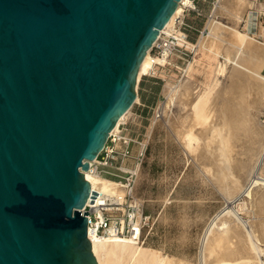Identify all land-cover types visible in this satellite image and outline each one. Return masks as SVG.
Wrapping results in <instances>:
<instances>
[{"label":"water","instance_id":"95a60500","mask_svg":"<svg viewBox=\"0 0 264 264\" xmlns=\"http://www.w3.org/2000/svg\"><path fill=\"white\" fill-rule=\"evenodd\" d=\"M180 1L0 0V264H99L85 171Z\"/></svg>","mask_w":264,"mask_h":264},{"label":"rangeland","instance_id":"374dc122","mask_svg":"<svg viewBox=\"0 0 264 264\" xmlns=\"http://www.w3.org/2000/svg\"><path fill=\"white\" fill-rule=\"evenodd\" d=\"M213 1L199 0L205 16H201L197 23H195L196 19L192 13H188L186 16V21L190 23L195 21L194 23L199 29V31L195 29L189 31L193 45L190 44L192 51L188 56L180 53L174 54L162 63L158 60L159 57H162L159 53L160 50L150 51L151 58H154L153 67L148 74L141 75L137 86L138 99H136L129 113L132 116L128 125L131 134L139 140H148L146 156L138 180L137 193L144 201L145 213L150 215L151 219L144 230L146 234L145 241L140 245L158 250L164 256L181 259L180 261L187 264H202V262H199L201 261L199 255L203 234L210 220L227 204V196L218 187L216 178L203 170L205 169L204 165H210L212 170L219 169L216 161L218 144L220 145L221 141L217 129H222L223 134L228 133L230 128L234 127L235 129L236 133L233 138L235 143L233 145L236 146L232 147V164H234L233 166H235L237 172L247 169L249 154L253 149L264 146V137L261 138L260 136V139L257 136L255 137L260 126L264 127V96L260 100L259 94L255 93V88L258 89L264 84V69L261 68H264V29L258 25L257 30L253 32L255 34H250L247 28L242 27L241 21L247 17V8L252 5L251 0H248V2L224 0V3L219 0L218 5L215 7L218 10L215 13H213L215 8H212ZM229 2L231 3L229 4ZM235 2H239V5ZM206 27L207 32L202 35L200 30ZM238 61H240V64H238L244 66V68L246 67V69L240 66V69L242 68L240 74L234 75L233 71ZM258 61L261 62L260 65L262 66L259 65ZM253 65H256L255 68ZM247 68L248 73L246 72ZM249 73L253 74V77L252 75L248 76ZM258 75H260V80ZM251 77L253 79L258 78V84L256 80H254L256 82L252 81ZM236 79H238L237 82H235ZM247 79H252V82ZM261 81L262 83H260ZM249 82L252 84H249ZM247 83L249 85L245 86ZM254 84L256 85L255 88ZM169 85L172 88L180 89L179 92L183 95L178 92L177 100L175 99L168 107L169 109L167 107L164 109L162 106L167 101L166 96L169 91L167 86ZM241 87H244L243 90H241ZM211 88L212 99L210 105H212L210 107L213 108V114L215 115L208 127L211 129H209V133L216 131L215 135L218 136L215 137L214 135L213 137L217 138V141L215 142L213 138L212 143H214L207 149L206 144L202 145L207 140H201L199 145L196 143L193 147V151L187 150L176 134V127L178 124H182L179 121L183 117H180L184 114L185 117L190 113L189 107L183 104V101H185L183 98L188 99L187 102H189L190 99L195 98L194 96L200 90H210ZM241 97L247 99L244 100ZM187 102L185 101V103ZM224 117L226 118L225 121ZM247 117L248 121L245 126L244 120ZM237 127L239 129H236ZM201 129L200 127L199 129L195 128L196 133L200 134ZM203 139H206V137H203ZM245 160L246 164L244 163ZM262 172H264V164ZM243 181L245 183L246 179ZM256 193L258 194L255 190L252 199L243 194L240 197L237 196L238 198L235 197L233 205L237 208L240 202L245 201L247 203L246 207L239 211V216L244 221H249L248 224H253L257 229L256 232H258L259 238L264 241V225L262 232L264 210L259 209ZM229 214L233 216L231 211L223 213L222 217H224L226 223L220 226L231 225L232 228L236 227V230L240 229L239 227L237 229V226L234 227L235 221L233 220L235 216L232 217ZM228 218L232 220L228 221ZM241 230V233L245 232L244 228ZM233 234L235 232L231 231L230 235ZM232 237L230 243L235 239L234 244L237 245L236 249H238L236 257L240 256L238 257L239 261L246 262L249 250H247L245 238L241 234ZM222 251L223 253H220L222 257L224 255V257H227V250L222 249ZM260 258L264 261V253L260 255Z\"/></svg>","mask_w":264,"mask_h":264},{"label":"bare ground","instance_id":"6f19581e","mask_svg":"<svg viewBox=\"0 0 264 264\" xmlns=\"http://www.w3.org/2000/svg\"><path fill=\"white\" fill-rule=\"evenodd\" d=\"M182 1L185 4L193 5V2H191L189 0H181V2ZM222 1L224 3V0H222ZM244 1L248 2V0H243V2ZM239 2H237V3L235 2V3L238 4ZM230 3L231 2H229V4ZM226 5H228V4L226 3ZM235 7H237V6H235ZM183 10H184L183 5L180 3L177 7V10L173 14L171 19L167 23V25L162 30L171 27L175 21L176 16L178 14L182 13ZM216 10H218V9L215 8L213 10V13H215ZM223 13H225V12H223ZM236 19H238V18H236ZM235 39H236V35H235ZM238 40H239V38H238ZM150 51H151V49L148 51V53L146 54V57L144 58V60L141 64L140 72L138 75V81H139L142 74H148L153 67V64H154L153 59L154 58L153 59L151 58ZM167 59H168L167 54H164L162 57H159L158 60L160 62L164 63L165 60H167ZM239 62L240 61H238L236 63L237 66L235 65V68L233 71L234 75L240 74V72H241L242 68L240 69V66H242V65H239L240 64ZM241 62H242V60H241ZM254 62L256 63V60ZM258 63H259V61H258ZM260 63H259V65H260ZM148 64H150V65L147 66ZM238 65H239V67H238ZM249 65H252V64H249ZM253 66L255 68L256 65H253ZM260 66H262V65H260ZM242 67L244 68V66H242ZM248 68L246 71L247 73H248ZM261 68L264 69L263 67H261ZM244 69H246V67ZM252 69H253V67H252ZM254 72H256V71H254ZM244 73H245V70H244ZM251 73H253V72H251ZM251 73H249L248 76L252 75V77H253V74H251ZM257 74H260V73H257ZM245 75H246V73H245ZM260 75H262V74H260ZM260 75H258V77ZM255 77H257V76H255ZM239 80H240V78H239ZM254 80L257 81L258 78L257 79L255 78L252 81H254ZM259 80H260V77H259ZM237 81H238V79H236L235 82H237ZM256 81H254V82H256ZM260 83H262V81ZM260 83H259V85H260ZM249 84H252V83L249 82ZM249 84L247 83L246 85L245 84H241V85L247 86ZM255 84H254V88L256 86ZM257 84H258V81H257ZM241 85H238V86H241ZM167 87H169V91L167 92V96L165 95L167 97V101L162 106V107H164V109L166 107H167V109H169L168 107L171 106V104L175 101V99L177 98V94L180 91V89L178 90L177 88L176 89L172 88L171 85H169ZM244 87H241V90H243L242 88H244ZM256 88H255V93L257 95L259 94V97H261L260 98V100H261L262 97L264 96V84L262 85V87L260 86L258 89H256ZM249 90H250V88H249ZM245 92H247V91L245 90ZM241 93H243V92H241ZM179 94H180V92H179ZM180 95H183V94L181 93ZM244 95H245V93H244ZM184 96L186 97L185 94H184ZM194 97L195 98L190 99L189 102H187L188 99L183 98L187 102V103H185V101H183V104L185 106L189 107L190 113H188L187 116H185V117H184L185 114L183 116H181L180 118L183 117L181 121H179V119H178V121L182 122V124L181 125L178 124V126L176 127L177 128L176 134L178 135L177 137L179 139H181V142L183 143L184 148H186L187 150L194 149L193 147H195L196 143L199 145L201 140H207L202 145L206 144L207 147L206 146H204V147H206L208 149L214 143V142L212 143V141L214 138L213 136L216 133V131H213L214 129L212 130L213 133L212 132L209 133V131L211 129L208 127L210 125V123L212 122L211 121L213 119L212 117L215 115V114H213L214 113L212 110L213 108L211 109V107H210L212 105V104L210 105V100L212 99L211 98L212 97V88L210 90H206V89L200 90L198 93H196V95ZM245 97L242 99L246 100L247 98H245ZM250 97H251V95L249 96V98ZM242 102H244V101H242ZM248 104H249V102H248ZM129 112H130V110L122 118H120V120L117 122V124H116V126L112 132H114L118 129L120 122L129 115ZM248 115H250V114H248ZM225 119L226 118L224 117V121H225ZM247 121H248V117L245 118L244 125L247 123ZM251 122H253V121H251ZM224 123H226V122H224ZM248 123H250V122H248ZM251 125L253 126V124H251ZM211 126H212V124H211ZM241 126H242V124H241ZM254 126H255V124H254ZM199 127L202 128L200 130V134L196 133L197 131L195 130V128L199 129ZM238 127L236 129H239ZM212 128H214V127H212ZM215 128H216V126H215ZM226 128H225V130H226ZM218 130H219V132H218ZM228 130H229L228 133L223 134L222 129H217V134L220 133V141H221V144L220 145L218 144L219 147L217 146L218 147V150H217L218 155H217L216 163L218 164L219 169L217 168L216 170H214V169L212 170V167L210 165H204L205 169H203L204 171L209 173V175L212 174L216 178V182L219 185L218 187H220V189L223 190V193H225L227 196L226 197V203L227 204L224 205L225 207L218 214H216L212 218V220H210V223L208 224V226H207V228L203 234L202 243L200 245L201 246L200 247L201 253L199 251V253H200L199 256L201 257V258L200 257L199 258L201 259V261H199V262H202V264H264V261L261 260V258H260V255L262 253H264V241H263V239L261 240V238H259V235L257 234L258 232H256L257 229H255V226H253V224L252 225L248 224L249 221L248 222L244 221L242 219V217L239 216V213H240L239 211L243 210L246 207L247 203L245 201L240 202L237 205V208L234 207V205H233L235 197H237V196L240 197L243 194V195H247L248 197H250V199H252L253 195H254L253 193L256 190V192H258V194L257 193L256 194L258 195L257 201L259 204L258 206L260 207L259 209L264 210V172H262V166L264 164V146L263 147L260 146L261 148H259V149H257V148L253 149V151H251V153L249 152L250 158L248 161L247 169L244 171H241V172L240 171L237 172V171H235V168H234L235 166H233L234 164H232V147L236 146V145H233V143H235V142H233V138H234L236 132L234 131L235 130L234 127L230 128ZM257 131L258 132H256L255 137L257 136L259 139H260V136H261V138L264 137V127L263 126H260L259 130H257ZM217 136L218 135H215V137H217ZM203 137H206V139H203ZM214 139L216 142L217 138H214ZM253 144H254V142H253ZM235 149H236V147H235ZM214 150H215V148H214ZM205 151H206V149H205ZM210 152H212V151H210ZM212 157H214V156H212ZM215 159H216V157H215ZM244 163L246 164V160ZM240 165H241V163H240ZM85 174H86V178L91 182V185H92V192H91V195H90L89 200H88L89 204H91L93 202L94 192L98 191V192H102V193H107L108 195H111V196L112 195H118V194L122 193V190H119L117 188V184L115 183V181H113L109 178L103 177L100 174L93 172L91 170L85 171ZM213 176H211V177H213ZM245 179H246V182L244 183L243 180H245ZM259 190H262V191L259 192ZM227 211H231L233 213V216H235V219L233 220V221H235L234 227L237 226V229H238V227L240 229L236 230L235 229L236 227L232 228L231 225L230 226L229 225L222 226V227L220 226V225L226 223V220L224 219V217H222V215L224 212H227ZM230 216H232V215H230ZM231 218H228V221ZM253 223H254V221H253ZM263 225L264 224H262V232H263ZM242 228L245 229V232H243V233H241ZM231 231L235 232V234L230 235ZM240 234L243 235V237L245 238L244 241L246 243V247L248 248L247 250H249V253L251 254L250 255L247 251V253H248L247 255H249V256L247 257L248 259L246 262H240L241 260L239 261V258H238L240 256L236 257V254L238 253V249H236L237 245L234 244L235 239H234V241H232L230 243L231 238H233L232 236L235 235V237H236ZM89 235H90V239H91L92 244H93V250L97 256L99 264H187L184 261H180L181 259L178 260V259L173 258L172 256L171 257L170 256H164L160 251L152 249V248H148L144 245H140L139 243H136L135 241H133L131 239H120V238L111 237V236H102V235L95 233L92 230L90 231ZM222 249L227 250V257H224L225 255L222 257V255L220 254L221 252L223 253ZM245 254H246V252H245ZM246 256H244V257H246ZM235 262H238V263H235Z\"/></svg>","mask_w":264,"mask_h":264},{"label":"built area","instance_id":"2783aa9c","mask_svg":"<svg viewBox=\"0 0 264 264\" xmlns=\"http://www.w3.org/2000/svg\"><path fill=\"white\" fill-rule=\"evenodd\" d=\"M189 1L193 5L180 1L184 10L176 16L171 27L160 31L151 51L160 50L162 56L167 54L168 57L178 53L189 55L192 51L189 31L199 29L193 23L187 22L186 16L192 12L199 17L203 15L196 0ZM218 1L213 3V8L218 5ZM251 2L252 5L247 8V17L241 21L242 27L247 28L250 34L257 30L258 25L264 29V0ZM200 32L202 35L206 33L207 27ZM130 119L128 115L120 122L118 129L110 133L103 150L95 160L90 161L89 167V170L115 181L122 193L111 196L97 191L93 202L87 203L82 211L89 212L88 234L92 230L102 236L131 239L140 244L145 241L144 230L151 219L145 213L144 201L137 193L148 140H139L131 134L128 127Z\"/></svg>","mask_w":264,"mask_h":264},{"label":"crops","instance_id":"0c3cea01","mask_svg":"<svg viewBox=\"0 0 264 264\" xmlns=\"http://www.w3.org/2000/svg\"><path fill=\"white\" fill-rule=\"evenodd\" d=\"M215 1H216V0H214L213 3H214ZM196 2H197V5L201 8V5H200V3H199V0H196ZM213 3H212V4H213ZM212 8H213V7H212ZM201 10L203 11V15H202V16H205L204 9L201 8ZM212 10H213V9H212ZM192 14L194 15V17H195V19H196V20H195L196 22H195V21H194V22L197 23L198 19H200L201 16H200V17L197 16V14H196L195 12H192ZM194 22H193V24L195 25ZM195 26H196V25H195ZM129 113H130V112H129ZM129 116H130V118L132 117L131 114H129Z\"/></svg>","mask_w":264,"mask_h":264}]
</instances>
